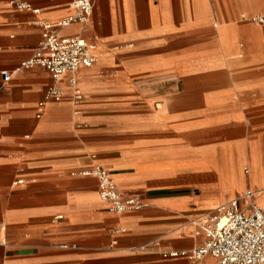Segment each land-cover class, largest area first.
<instances>
[{
    "label": "crops",
    "instance_id": "1",
    "mask_svg": "<svg viewBox=\"0 0 264 264\" xmlns=\"http://www.w3.org/2000/svg\"><path fill=\"white\" fill-rule=\"evenodd\" d=\"M22 1L38 12L0 0V263L218 264L162 253L199 246L196 219L247 191L264 209V0H94L60 31L95 46L83 99L68 73L40 117L52 77L21 63L74 10ZM95 164L145 206L110 211L78 174Z\"/></svg>",
    "mask_w": 264,
    "mask_h": 264
},
{
    "label": "built area",
    "instance_id": "2",
    "mask_svg": "<svg viewBox=\"0 0 264 264\" xmlns=\"http://www.w3.org/2000/svg\"><path fill=\"white\" fill-rule=\"evenodd\" d=\"M73 13L55 23H42L43 31L37 50L21 66H41L51 75L49 85L38 103L37 117H40L48 101H60L63 91L62 77L70 74L71 101L79 105L83 95L77 86L76 72L80 67H88L96 61L95 46L80 36H62L60 31L70 24L88 25L91 22L94 0H68ZM18 10L38 12L22 0H10ZM252 20L264 23L263 16ZM12 73L2 72L3 80L10 79ZM78 174L92 176L97 182V195L107 204L110 211L121 214L140 210L145 203L137 196L122 193L101 165L95 164L89 170ZM20 182V181H17ZM253 192L247 191L242 197L223 203L196 219L203 232L199 246L188 250L163 252V257H186L200 261L205 256L215 258L218 264H264V209L252 199ZM245 199L241 206L239 200ZM56 218H60L57 216ZM5 264V263H0Z\"/></svg>",
    "mask_w": 264,
    "mask_h": 264
}]
</instances>
